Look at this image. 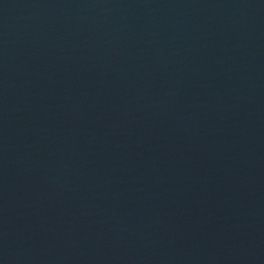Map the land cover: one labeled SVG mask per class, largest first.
<instances>
[{
    "label": "water",
    "instance_id": "95a60500",
    "mask_svg": "<svg viewBox=\"0 0 264 264\" xmlns=\"http://www.w3.org/2000/svg\"><path fill=\"white\" fill-rule=\"evenodd\" d=\"M0 264H264V0H0Z\"/></svg>",
    "mask_w": 264,
    "mask_h": 264
}]
</instances>
